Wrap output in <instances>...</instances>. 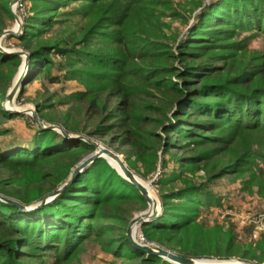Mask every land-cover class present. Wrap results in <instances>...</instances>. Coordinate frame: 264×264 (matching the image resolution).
I'll list each match as a JSON object with an SVG mask.
<instances>
[{
    "label": "trees",
    "instance_id": "obj_1",
    "mask_svg": "<svg viewBox=\"0 0 264 264\" xmlns=\"http://www.w3.org/2000/svg\"><path fill=\"white\" fill-rule=\"evenodd\" d=\"M28 1L33 14L20 33L7 35L30 53L24 84L42 76L84 87L58 100L67 107L60 113L49 98L37 102L40 117L73 135L109 137L130 169L143 178L157 175L163 211L142 224L148 242L193 258L220 255L203 249L209 237L197 218L221 203L216 181L250 172L264 155V55L241 56L264 35V0H195L193 21L174 0ZM12 2L0 0V34L14 18ZM75 2L85 3L90 18L81 34L44 37L61 23L60 8ZM168 17L189 24L185 34ZM96 35L103 47H92ZM22 62L0 49V98ZM19 116L0 101V124ZM36 125L29 143H0V194L25 206L61 188L96 149ZM9 132L0 126V137ZM147 206L140 189L99 158L42 208L21 210L0 199V264H65L92 237L123 264H177L129 240L134 211ZM235 242L230 234L222 257L264 262V239L259 253Z\"/></svg>",
    "mask_w": 264,
    "mask_h": 264
},
{
    "label": "rangeland",
    "instance_id": "obj_2",
    "mask_svg": "<svg viewBox=\"0 0 264 264\" xmlns=\"http://www.w3.org/2000/svg\"><path fill=\"white\" fill-rule=\"evenodd\" d=\"M194 1L195 0H174L183 14L189 16L191 21H193V18L192 14H190V10ZM21 2L23 8L19 6L16 11L19 21L15 16L13 19L8 20V27L6 30L14 29L20 33L25 17L29 14H33L31 9L32 3L28 0H21ZM14 6L15 3L12 4V11ZM84 7V2H75L61 7L59 10L60 15L56 18L60 20L59 22L61 23L55 24L51 30L47 31L44 37L65 38L70 34H81L90 21V18L87 17V14L84 12ZM198 12L197 10L194 14ZM165 20L171 23L173 29L180 34H185L189 28V24L184 23L181 19L172 20L168 17ZM0 45L7 50H23L16 37L7 35L0 39ZM91 45L94 48H98L103 47L105 44L102 42L100 36L96 35ZM23 51L25 52V50ZM254 53L264 55V35H257L249 41L247 51L241 53L242 61L250 60ZM55 59L58 58L55 57ZM23 62L8 89V93L14 82L19 80L21 73L26 70L29 72V68H27ZM1 85H3V82L0 80V86ZM78 90H84L83 85L79 81L61 80L60 82L51 83L48 79L39 76L36 80L23 84L20 92H18L12 102L8 103L7 97L6 99L0 98V101L2 100L5 106L13 110L23 111L21 112L22 116L9 119L0 124V126L10 130L8 134L0 137V143L3 146L10 145L14 142L29 143L37 130V122L33 117V113H36L45 124H51L40 117L37 102H47L48 100L46 101V98H49L50 103L55 102L56 104L55 111L60 113L66 110L67 107L61 105L58 100ZM48 110L49 109H47V111ZM52 112L51 110L49 111L50 114H52ZM89 139L116 151L125 159V155L117 151V145H109V137ZM104 141L107 142V144ZM261 151L263 152L262 154H264V147H262ZM89 154H86L84 158ZM250 169V172L244 173L243 175L226 176L214 183L213 189L221 196V203L212 205L209 208H203L199 213L197 221L198 224L202 225L204 230L208 232L207 236L209 237V242L205 244L206 246H204L203 249L209 247L213 250L212 252L214 254L220 255L204 257L205 259L264 264V262L259 263L258 260L243 259L237 254L230 258L222 257L228 250L227 240L230 234L233 236L235 235V243L240 246L241 249L257 250V253L261 250L259 246L264 239V155L259 156L255 164L250 166ZM134 173L144 184L148 185L150 196L157 200V218L163 211L158 187L154 183L157 175L151 178H143L136 172ZM198 176L202 178L205 176V172L201 171ZM148 208L149 204L145 209L137 207L132 219L146 212ZM141 230L142 225L136 227L137 233ZM198 232L199 229L197 228L196 233L198 234ZM151 244L157 245L156 243ZM236 250L237 249L233 248L229 251L236 253ZM48 262L52 264L51 260ZM65 264H123V261L110 252L104 251L99 243L92 237L85 241L80 247L79 252L71 257Z\"/></svg>",
    "mask_w": 264,
    "mask_h": 264
},
{
    "label": "water",
    "instance_id": "obj_3",
    "mask_svg": "<svg viewBox=\"0 0 264 264\" xmlns=\"http://www.w3.org/2000/svg\"><path fill=\"white\" fill-rule=\"evenodd\" d=\"M17 1H19V0H13L12 4L16 3ZM13 14L17 18V20L19 21V17L16 15V13L14 11H13ZM14 34H18V31L14 30V29H8V30L4 31L2 35H0V39H2L6 35H14ZM0 49L3 52L8 53V54H19V55L23 56V58H24L23 64L25 63L26 67L29 68L30 59H31L30 53L24 52L23 50H7V49L3 48L1 45H0ZM27 72H28V70L23 71L20 75L19 80L17 82H14L12 88L10 89V91L7 95V102L8 103L12 102L15 99L18 92H20V90L24 84V80H25V77L27 75ZM6 109L10 112H17V113L23 112L21 110H13V109L9 108L8 106H6ZM33 117L39 126L46 128V129L57 130L60 133H62L65 137L81 138L87 142H90V143L96 145L97 149L93 153L86 156L83 160H81L76 165V167L74 168V170L72 171V173L70 175V178L61 188H59L54 193L48 195L47 197H45L42 201H40L34 205H31V206H25L24 204H22L20 201H18L16 199L9 198V197H6V196L0 194L1 200L8 202L10 204H13V205L17 206L18 208H20L21 210H26V211H34L36 209L42 208L44 205H46L47 203L52 201L57 195H59L67 186H69L75 180V178L81 172H83L88 166H90L94 161H96L99 158H105L108 160V162L111 165H113L119 171V173L122 176H124L127 180L132 182L135 186H137L140 189V191L142 192L143 196L146 198V200L149 204L148 210L146 212L142 213L141 215L135 217L134 219H132L130 224H129V227H128V238L136 248H138L144 252H147L148 254L158 255V256L163 257L164 259H166L170 262L177 263V264H253L251 262L217 261V260H211V259H205V258H193V257H189V256L179 254L177 252H174L170 249H166V248L158 246V245L140 243L136 238V227L139 225H142L146 222H149L150 220L156 218V215H157L158 202L155 198H152L150 196L148 185L144 184L136 176L134 171L129 168V166H128L126 160L123 158V156L121 154L117 153L116 151H114L108 147H105L101 144H98V143L90 140L87 137H84L81 135L70 134L61 126H57L54 124L47 125L42 120H40V118L36 115V113H33ZM110 158L116 160L119 163L120 167L116 166L111 161Z\"/></svg>",
    "mask_w": 264,
    "mask_h": 264
},
{
    "label": "built area",
    "instance_id": "obj_4",
    "mask_svg": "<svg viewBox=\"0 0 264 264\" xmlns=\"http://www.w3.org/2000/svg\"><path fill=\"white\" fill-rule=\"evenodd\" d=\"M19 6H20L21 8H23V4H22L21 0H19V1H17V2L15 3V6H14V8H13V11L15 10V11H14L15 13H16V11H17V9H18ZM136 237H137L138 241H139L140 243H142V244H151V243L148 242V240L145 238V236H144L142 230H141L139 233L136 232Z\"/></svg>",
    "mask_w": 264,
    "mask_h": 264
},
{
    "label": "bare ground",
    "instance_id": "obj_5",
    "mask_svg": "<svg viewBox=\"0 0 264 264\" xmlns=\"http://www.w3.org/2000/svg\"><path fill=\"white\" fill-rule=\"evenodd\" d=\"M110 159H111V161H112L116 166L120 167L119 163H118L116 160H114V159H112V158H110Z\"/></svg>",
    "mask_w": 264,
    "mask_h": 264
}]
</instances>
